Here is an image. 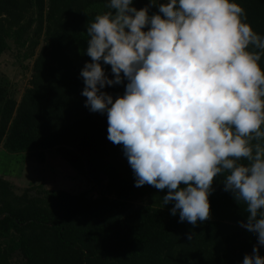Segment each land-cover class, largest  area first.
Masks as SVG:
<instances>
[{
	"label": "trees",
	"instance_id": "trees-1",
	"mask_svg": "<svg viewBox=\"0 0 264 264\" xmlns=\"http://www.w3.org/2000/svg\"><path fill=\"white\" fill-rule=\"evenodd\" d=\"M233 2L264 36V0ZM107 3L0 0V60L7 52L19 65L34 60L19 102L12 83L0 75V150L32 155L39 165L54 153L78 176L92 180L104 174L109 185L107 195L92 199L42 186L17 190L0 177V216L6 215L0 219V264H242L257 240L239 227L244 205L223 191L219 178L209 196L210 219L196 227L180 222L178 214H170L173 205L162 202L166 190L134 186L122 145L107 139L106 114L85 107L80 71L91 62L84 54L86 27L109 11ZM147 4L133 0L138 10ZM258 63L264 71V56ZM104 68L113 78L110 66ZM104 91L115 98L123 95L124 85ZM189 232H195L190 241Z\"/></svg>",
	"mask_w": 264,
	"mask_h": 264
},
{
	"label": "clouds",
	"instance_id": "clouds-1",
	"mask_svg": "<svg viewBox=\"0 0 264 264\" xmlns=\"http://www.w3.org/2000/svg\"><path fill=\"white\" fill-rule=\"evenodd\" d=\"M106 7L86 27L85 107L106 114L107 139L122 145L134 186L166 190L162 202L180 222L210 219L219 178L244 205L239 227L257 240L242 264H264V36L233 0ZM116 85L123 95L104 91Z\"/></svg>",
	"mask_w": 264,
	"mask_h": 264
},
{
	"label": "rangeland",
	"instance_id": "rangeland-1",
	"mask_svg": "<svg viewBox=\"0 0 264 264\" xmlns=\"http://www.w3.org/2000/svg\"><path fill=\"white\" fill-rule=\"evenodd\" d=\"M33 63L34 60H29L19 65L14 55L8 52L1 57L0 75L12 83L17 102L30 85ZM46 160L45 164L39 165L32 155H8L0 150V177L9 181L17 190L42 186L49 191L63 190L73 195L85 193L92 199L98 198L103 192L107 195L108 182L101 180L97 184L91 179L78 176L54 153H47Z\"/></svg>",
	"mask_w": 264,
	"mask_h": 264
},
{
	"label": "water",
	"instance_id": "water-1",
	"mask_svg": "<svg viewBox=\"0 0 264 264\" xmlns=\"http://www.w3.org/2000/svg\"><path fill=\"white\" fill-rule=\"evenodd\" d=\"M8 43L10 46H12L11 42H8ZM83 157H84L85 164H86V170L90 171L92 168V164L90 163V157L87 154H85ZM98 177L100 180H102V182H104V183L108 182V178L104 174H99ZM5 217H6V215H1L0 219H4Z\"/></svg>",
	"mask_w": 264,
	"mask_h": 264
},
{
	"label": "flooded vegetation",
	"instance_id": "flooded-vegetation-1",
	"mask_svg": "<svg viewBox=\"0 0 264 264\" xmlns=\"http://www.w3.org/2000/svg\"><path fill=\"white\" fill-rule=\"evenodd\" d=\"M91 177L93 178L92 180L97 184L99 183V181H101L98 176L96 178L94 176Z\"/></svg>",
	"mask_w": 264,
	"mask_h": 264
}]
</instances>
